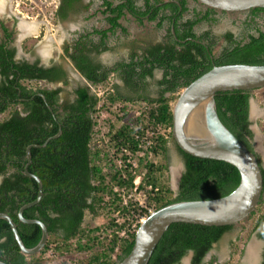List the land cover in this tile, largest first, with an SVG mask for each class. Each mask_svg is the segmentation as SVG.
I'll return each mask as SVG.
<instances>
[{"label": "trees", "instance_id": "1", "mask_svg": "<svg viewBox=\"0 0 264 264\" xmlns=\"http://www.w3.org/2000/svg\"><path fill=\"white\" fill-rule=\"evenodd\" d=\"M79 1L63 0L49 18L52 21L67 19ZM187 1L144 0V4L138 6L136 0L118 3L103 0L101 14L108 28L81 36L71 48L66 49L68 59L89 84L106 86L110 77L115 75L132 96L123 95L119 86L112 84L104 91L103 98H99L85 86L75 91L74 100L61 102L62 88H42L41 82L62 80L67 86L69 83L62 67L47 69L39 67L38 63H17L14 60L15 49L0 47V70L5 78L0 84V115H6L0 121V213L8 214L14 220L23 243L29 249L40 242L42 229L21 223L18 218L20 208L35 201L39 190L37 182L24 174L27 148L32 144L43 145L57 135L59 129L62 130L61 135L46 147L31 150L29 171L41 179L43 197L36 206L24 212V217L40 220L47 226L48 243L39 255L25 256L10 225L0 220V260L7 264H44L41 257L55 245L59 256L94 252L102 247L88 263L65 264H119L131 253L135 243L140 223L134 217H145L146 213L132 202L131 193L135 188L149 189L148 192L145 190L148 200L157 211L183 201L223 198L239 186L240 174L234 166L191 156L178 147L185 164L178 192L175 193L166 180H162L169 170L168 140L173 138V103L180 92L215 66L264 65V26H256L255 34L250 35L245 43L235 41L232 33L226 34L221 39L223 49L217 54L215 47L219 42L209 33L198 37L194 31L196 25L208 20V14L201 19L182 21L188 12ZM261 13L264 15V9L252 11L253 16ZM127 16L141 26L147 22L156 23L159 29L166 28V36L163 42L146 47L140 55L133 51L128 61L108 67L97 61L95 55L110 51L107 43L110 36H115L118 31L127 33V28L120 22ZM253 23L248 21L246 25L250 27ZM3 31L7 42L11 41L9 29L3 27ZM92 35L99 37L98 43L90 38ZM199 41H207L208 45ZM156 71H161L163 76L157 82L158 97L154 99L148 96V90L149 80L154 78ZM38 94L44 95L46 102ZM251 97V92H221L216 95V103L223 124L255 152L252 143L255 134L250 121ZM101 99L105 100L104 105H120L119 112L124 120L122 126H113L104 137H99L95 116L99 113ZM137 101L150 106L146 109L147 118L136 116L128 109L127 103ZM150 128L154 131L160 128L165 134L152 137L146 152L160 156L163 161L155 164L142 160V172L133 171L128 161L131 156L142 152L141 140ZM106 139L107 146L103 147ZM110 150H113L112 155ZM118 161L123 162L124 167H119ZM259 164L264 184V166L260 159ZM140 178L141 182L136 186L135 182ZM263 205L264 186L258 210L250 216L261 213L254 230L264 242ZM87 214L93 218L104 216L107 225L87 228ZM118 216L123 218L122 223L118 222ZM133 223L137 224L132 231ZM232 228L173 224L148 264H180L189 253H193L192 264H220L216 256L209 263H204V260ZM122 233H125V238ZM87 234L89 238L83 243L82 239ZM76 239L78 242L71 244ZM114 255L115 261L111 259ZM235 255L233 253V257ZM261 264H264V249Z\"/></svg>", "mask_w": 264, "mask_h": 264}, {"label": "rangeland", "instance_id": "2", "mask_svg": "<svg viewBox=\"0 0 264 264\" xmlns=\"http://www.w3.org/2000/svg\"><path fill=\"white\" fill-rule=\"evenodd\" d=\"M61 0H7L6 9L7 11L0 9V23L3 22L7 28L10 30L13 36V46L18 50L17 57L20 59H34L33 55L34 47L36 46L37 52L40 53V57L43 61L48 63L55 62L64 66L69 70V84L67 86L60 84L62 88V101L69 102V100H74L75 98V88L79 85H85V81L75 70L72 63L66 55V49L71 48L75 43V40L79 39L81 36H86V34H92L96 30H104L108 28L105 22V17L101 14L103 10V0H81L79 4L76 5L75 9L72 10L70 17L67 20H57L52 21L49 18L50 13H54L55 10L59 8ZM115 3L121 0H110ZM138 6L144 4V0H136ZM194 4L190 1L189 7H193ZM197 6H199L197 4ZM186 17L189 13L185 14ZM243 16L241 14H233L225 17L220 24L211 27L216 34L220 35L226 30H230L234 33L241 31L243 28ZM123 27L127 28V33L122 34L121 31L115 36H110L108 39V46L110 51L99 55L96 59L102 64L108 67H114L119 62H125L129 60L130 54L134 51L137 54H141L142 50L150 45H156L163 42L166 35V28L159 29L156 23H145L143 26L137 24L134 19L130 16L123 18L121 21ZM34 24V29L37 31V36H31L29 31L22 28L26 24ZM204 25V24H203ZM198 28L199 33H204L208 30V26L204 25ZM1 27V26H0ZM2 31L0 29V39L2 38ZM36 35V34H35ZM94 43L99 42L98 36L90 37ZM223 43L220 40L218 45L215 47L217 54L222 51ZM48 49V55L41 52L42 48ZM40 49V50H39ZM38 54H36L37 56ZM25 56V57H24ZM163 74L161 71H156L155 76L152 80H149V90L148 96L156 99L158 93L157 82L162 78ZM112 84L119 86L123 95L127 92L123 89V84L120 79L113 75L106 86L91 87V92L101 98L104 91L111 88ZM42 88H52V85L42 83ZM183 91V90H182ZM181 91V92H182ZM180 92V93H181ZM131 95L130 93L128 94ZM180 95V94H179ZM178 95V96H179ZM251 100L253 101V113L251 112V129L254 131L253 145L255 146L256 154L261 160L264 166V89L256 90L251 92ZM132 96V95H131ZM134 97V96H133ZM103 98V97H102ZM250 100V101H251ZM103 99H101V104L99 106V113H97L96 120L98 122L97 130H99V137H104L109 130L113 128H119L123 125L124 120L122 119V114L119 112L120 105H104ZM176 101L173 103V107ZM104 105V106H103ZM128 109H131L133 114L136 116L143 115L147 118L146 109L150 106L144 102L137 101L133 103L126 104ZM106 108V109H105ZM257 109H260L261 113ZM132 114V113H131ZM148 123L147 120H145ZM149 134L154 131L152 128L148 129ZM159 134L164 135L165 132L161 130ZM151 136V135H149ZM168 163L169 170L166 175L162 176V180H166L171 189L177 193L178 177L182 173V159L178 151L177 145L175 144L173 138L168 140ZM108 140L102 144L103 147L107 146ZM141 153L135 156H131L128 164L132 165L133 171H141V161H151L155 164L161 163L163 160L160 156L155 157L151 152H146L150 147L144 146ZM108 150V148H107ZM105 149V151H107ZM109 151V150H108ZM111 155L113 154V150ZM145 163V162H144ZM119 167H124L123 162L118 161ZM177 173V174H176ZM169 176L168 180L166 179ZM141 178L138 180L140 184ZM2 177H0V182ZM146 188V187H145ZM148 190L149 189H145ZM145 190L133 191L131 194L133 203L146 202L149 208H154L152 202L148 200V193ZM264 208V205L261 209ZM258 210V208H257ZM261 213L255 216L249 217L247 220L241 222L238 225L233 226L232 230L227 232L220 243L216 244L207 257L205 262L209 263L212 257L216 256L220 264H260L262 261L261 252L264 248V242L258 237V231L254 230L257 223L258 217ZM119 223H122L123 218L118 216ZM107 225V220L104 216L93 218L90 214L86 215L85 226L87 228L93 229L96 227H102ZM134 227L130 230L133 231ZM125 234V233H124ZM96 234L90 235V237L96 236ZM107 235V234H106ZM104 234V236H106ZM109 235V233H108ZM89 234L84 237V242L89 238ZM125 238L126 235H123ZM77 239L73 240L71 244L75 245ZM234 244V245H233ZM253 247L255 255L257 258L255 262H248L246 259V252L250 247ZM102 250V247L94 252L87 253H76L66 254L65 256H59L56 251V246H51V251L41 257L44 264H65V263H80L84 261L89 262L90 257L95 253ZM243 250V254L239 256L240 251ZM233 253L236 254L233 257ZM112 260H116V255L111 257ZM191 255H187L180 264H190Z\"/></svg>", "mask_w": 264, "mask_h": 264}, {"label": "water", "instance_id": "3", "mask_svg": "<svg viewBox=\"0 0 264 264\" xmlns=\"http://www.w3.org/2000/svg\"><path fill=\"white\" fill-rule=\"evenodd\" d=\"M196 1L226 13L264 9V0ZM172 32L175 34L173 28ZM260 89H264V65L237 64L215 66L180 93L173 107L172 135L175 144L191 156L222 161L234 166L240 174V184L231 194L223 198L183 201L154 211L140 223L131 253L119 264H148L158 244L173 224L235 226L247 220L257 210L264 186L259 159L255 152H252L223 124L217 110L216 95L221 92H253ZM40 97L46 101L44 95ZM252 104L251 100L250 110ZM61 133L62 130L59 129L57 135L48 139L43 145L32 144L27 148L24 174L37 182L39 190L35 201L20 208L18 218L21 223L37 225L42 229V238L38 245L31 249L27 248L14 220L8 214L0 213V220L10 225L21 253L28 257L39 255L49 240V231L43 222L27 220L24 217V212L36 206L43 197L41 179L29 171L32 163L31 150L46 147ZM255 257L257 258V255ZM255 261L257 260L253 262ZM0 264L7 263L0 260Z\"/></svg>", "mask_w": 264, "mask_h": 264}, {"label": "flooded vegetation", "instance_id": "4", "mask_svg": "<svg viewBox=\"0 0 264 264\" xmlns=\"http://www.w3.org/2000/svg\"><path fill=\"white\" fill-rule=\"evenodd\" d=\"M62 1L63 0H61L60 1V3H62ZM81 1V0H80ZM80 1L79 2H77L75 5H74V9H75V7H76V5L77 4H79L80 3ZM110 1V0H109ZM190 1L194 4V6L193 7H189V3H190ZM8 2H7V0H6V4H7ZM115 3V2H114ZM197 4L199 5V6H197ZM60 5V4H59ZM187 8H188V12H186V14L187 13H189V16L188 17H186L185 15H184V17H183V19H182V21H184V22H186L187 20H189V19H201V18H203L205 15H207L208 14V20H205V21H202V22H200L198 25H196L195 26V28H194V31H195V33H196V35L198 36V37H201L202 35H204L205 33H209L210 34V37L211 38H214L217 42H220V40L222 39V37H224L226 34H228V33H232L233 34V39L235 40V41H237V42H247L248 40H249V36L250 35H253V34H255V32H256V26H261V28H262V26H264V15L261 13V14H258V15H256V16H253L252 15V11L253 10H255V9H253V10H250V11H246V12H242V13H226V12H221V11H217V10H215V9H212V8H210V7H208V6H205V5H203V4H201V3H199L198 1H196V0H188L187 1ZM4 12L5 11H7V9H6V6L4 7ZM71 12L72 11H70V13H69V15H68V17H67V19L70 17V14H71ZM233 14H241L242 16H243V20H242V22H243V28H242V30L241 31H238L237 33H234V32H232V31H230V30H226V31H224V32H222L220 35H218V34H216L215 33V31H213V29H211V27H214V26H216V25H218V24H220V22L221 21H223L224 19H225V17H227V16H230V15H233ZM255 18V19H254ZM67 19H65V20H67ZM248 21H250V22H254L253 24L254 25H251L250 27H248L247 25H246V23L248 22ZM207 25L208 26V30H205V32L204 33H199L198 32V28H200L202 25ZM203 25V26H204ZM0 29H1V31H2V33H3V35H2V38L0 39V47L1 46H3V48H4V50H8V49H17L15 46H13V36H12V38H11V41H8L7 42V38H6V36H5V33H4V31H3V27H6L7 28V26L3 23V22H1L0 23ZM10 31V30H9ZM31 35V34H30ZM38 34H34V35H31V36H37ZM87 35V34H86ZM166 36V35H165ZM80 38V37H79ZM78 40V39H77ZM77 40H75V42L77 41ZM199 43H201V44H203V45H208L207 43V41L206 42H204V41H199ZM226 44H224V46H225ZM223 49V48H222ZM3 50V51H4ZM17 51L18 50H16V55H15V58H14V60L18 63L19 61H26V62H28V63H30V64H34V63H38V65H39V67H44V68H51V67H62V69H63V71H64V73L66 74V79H67V81H68V83H69V76H70V73H69V70L68 69H66L64 66H62V65H60V64H57V63H55V62H51V63H48V62H46V61H43L42 59H41V57H40V53L39 52H37V49H36V46L34 47V50H33V55L31 56L32 58H34V59H25V58H23V59H20V58H18L17 57ZM36 54H38L37 56H36ZM48 55V54H47ZM25 57V56H24ZM95 57L97 58L98 56L97 55H95ZM97 60V59H96ZM98 61V60H97ZM71 62V61H70ZM72 63V62H71ZM72 65H73V63H72ZM73 67H74V65H73ZM75 68V67H74ZM75 70H76V68H75ZM77 71V70H76ZM78 72V71H77ZM80 74V73H79ZM163 74V73H162ZM81 75V74H80ZM81 77H82V75H81ZM83 78V77H82ZM83 80L85 81V85H79V86H77L76 88H75V91L78 89V88H80V87H88L89 89L93 86V85H91V84H89L84 78H83ZM3 81H5V78L1 75V70H0V84L3 82ZM46 83V84H49V85H52V88L51 89H58V88H61V86H60V84H63L64 85V82L62 81V80H58V81H55V82H51V83H48V82H46V81H42L41 82V84L42 83ZM93 87H95V86H93ZM47 89H49V88H47ZM123 89H124V91L125 92H127L125 95H128L130 92H128V90L127 89H125L124 87H123ZM90 92H91V89H90ZM61 94H62V92H61ZM91 94H93L92 92H91ZM124 94V93H123ZM39 96L41 95V94H38ZM63 99H62V96H61V102H64V101H62ZM69 101H71V100H69ZM46 102V101H45ZM250 115H251V113H250ZM4 117H6V115H4V114H2V115H0V121H1V119L2 118H4ZM250 120H251V116H250ZM252 130V129H251ZM254 132V131H253ZM254 146V145H253ZM254 151H255V146H254ZM256 152V151H255ZM181 156V155H180ZM182 159V158H181ZM184 171H185V164H184V162H183V160H182V173H181V175L178 177V184H177V186H178V189H179V183H180V181H181V178H182V175H183V173H184ZM1 177V176H0ZM1 183V182H0ZM222 240V239H221ZM264 249V248H263ZM191 254V261H190V264H192V258H193V253H189L188 255H190ZM262 254H263V251L261 252V258H262ZM184 259V258H183ZM182 259V260H183ZM182 262V261H181ZM204 263H205V260H204ZM261 264V263H260Z\"/></svg>", "mask_w": 264, "mask_h": 264}, {"label": "built area", "instance_id": "5", "mask_svg": "<svg viewBox=\"0 0 264 264\" xmlns=\"http://www.w3.org/2000/svg\"><path fill=\"white\" fill-rule=\"evenodd\" d=\"M161 132V129L159 128L156 132H152L151 134H149V130H147L145 133H146V136L144 137V138H142V140H141V148L142 147H144V146H147V147H150V145H151V139H152V137H154L155 135H157V134H159ZM149 135H151V136H149ZM135 184H136V186H138L139 184H138V181H136L135 182ZM135 191H138V187L137 188H135ZM138 208L140 209V210H142L143 212H146L145 214H144V216L145 217H140V215H136L135 217H134V219H136V221H139V223H141V222H143V220L146 218V216L147 215H150V214H152L154 211H155V209L154 208H149L148 206H147V204H146V202H145V200H144V202H140V203H138ZM118 222H119V220H118ZM137 224V223H136ZM135 223H133V227L135 228V225H136ZM123 235H125L124 233H122V236Z\"/></svg>", "mask_w": 264, "mask_h": 264}, {"label": "bare ground", "instance_id": "6", "mask_svg": "<svg viewBox=\"0 0 264 264\" xmlns=\"http://www.w3.org/2000/svg\"><path fill=\"white\" fill-rule=\"evenodd\" d=\"M5 5H6V0H0V9L1 10H3L4 9V7H5ZM26 24V23H25ZM34 24H31V25H29V24H26V25H23L22 26V28L24 29V30H27V31H29V32H31L30 34L31 35H34V34H37V31L34 29ZM40 50V49H39ZM45 51V52H44ZM48 51V49H47V47L46 48H42L41 49V52H44V54L45 55H47V52ZM191 125H192V123H191ZM177 174V173H176ZM256 255H255V252H254V250H253V247L251 246L250 248H249V250H248V256H247V258H248V262H253L255 259H256V257H255Z\"/></svg>", "mask_w": 264, "mask_h": 264}, {"label": "crops", "instance_id": "7", "mask_svg": "<svg viewBox=\"0 0 264 264\" xmlns=\"http://www.w3.org/2000/svg\"><path fill=\"white\" fill-rule=\"evenodd\" d=\"M253 110H254V109H253V104H252V105H251V110H250V111L252 112ZM257 110H258L259 113H261L260 109H257ZM252 114H254V113L252 112Z\"/></svg>", "mask_w": 264, "mask_h": 264}, {"label": "clouds", "instance_id": "8", "mask_svg": "<svg viewBox=\"0 0 264 264\" xmlns=\"http://www.w3.org/2000/svg\"><path fill=\"white\" fill-rule=\"evenodd\" d=\"M255 154H256V152H255ZM256 156H257V154H256ZM257 157H258V156H257ZM258 159H259V157H258ZM147 217H148V216H147ZM147 217H146V218H147ZM146 218H145V219H146Z\"/></svg>", "mask_w": 264, "mask_h": 264}]
</instances>
